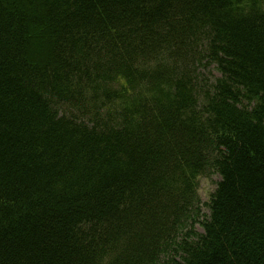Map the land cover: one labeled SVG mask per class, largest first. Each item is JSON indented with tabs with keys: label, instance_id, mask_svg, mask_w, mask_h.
Segmentation results:
<instances>
[{
	"label": "trees",
	"instance_id": "obj_1",
	"mask_svg": "<svg viewBox=\"0 0 264 264\" xmlns=\"http://www.w3.org/2000/svg\"><path fill=\"white\" fill-rule=\"evenodd\" d=\"M0 264H264V0H0Z\"/></svg>",
	"mask_w": 264,
	"mask_h": 264
},
{
	"label": "rangeland",
	"instance_id": "obj_2",
	"mask_svg": "<svg viewBox=\"0 0 264 264\" xmlns=\"http://www.w3.org/2000/svg\"><path fill=\"white\" fill-rule=\"evenodd\" d=\"M203 71V70H202ZM205 76L209 79H211L212 77H217L218 74L217 72L210 67L207 71H204ZM218 181V178L216 175H212L210 177H202L199 178L198 181V187H197V195H198V199L200 201V212L201 214L203 213V215L207 212L204 210V206L205 203H208V199L210 197V195L214 192L215 190V183ZM198 231H200V229H198Z\"/></svg>",
	"mask_w": 264,
	"mask_h": 264
}]
</instances>
